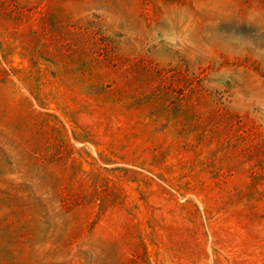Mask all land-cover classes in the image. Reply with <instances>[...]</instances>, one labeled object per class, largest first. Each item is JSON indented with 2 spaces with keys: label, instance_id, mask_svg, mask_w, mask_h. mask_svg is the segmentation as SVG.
Instances as JSON below:
<instances>
[{
  "label": "rangeland",
  "instance_id": "374dc122",
  "mask_svg": "<svg viewBox=\"0 0 264 264\" xmlns=\"http://www.w3.org/2000/svg\"><path fill=\"white\" fill-rule=\"evenodd\" d=\"M0 264H264V0H0Z\"/></svg>",
  "mask_w": 264,
  "mask_h": 264
}]
</instances>
